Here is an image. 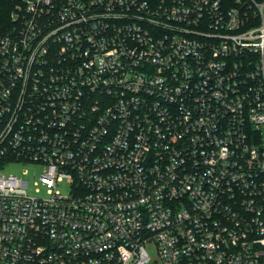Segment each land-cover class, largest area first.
<instances>
[{"label": "built area", "instance_id": "2783aa9c", "mask_svg": "<svg viewBox=\"0 0 264 264\" xmlns=\"http://www.w3.org/2000/svg\"><path fill=\"white\" fill-rule=\"evenodd\" d=\"M7 1L0 264H264V0Z\"/></svg>", "mask_w": 264, "mask_h": 264}, {"label": "rangeland", "instance_id": "374dc122", "mask_svg": "<svg viewBox=\"0 0 264 264\" xmlns=\"http://www.w3.org/2000/svg\"><path fill=\"white\" fill-rule=\"evenodd\" d=\"M41 169L42 167L38 165L12 163L9 164L1 173L5 175H20L24 170H27L29 172V175L26 177V179L30 182V186H32V183L37 179ZM61 190L64 192V189ZM30 194H33L32 190L30 191Z\"/></svg>", "mask_w": 264, "mask_h": 264}, {"label": "trees", "instance_id": "16d2710c", "mask_svg": "<svg viewBox=\"0 0 264 264\" xmlns=\"http://www.w3.org/2000/svg\"><path fill=\"white\" fill-rule=\"evenodd\" d=\"M11 4L7 0H0V16L6 20Z\"/></svg>", "mask_w": 264, "mask_h": 264}]
</instances>
